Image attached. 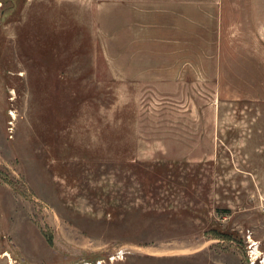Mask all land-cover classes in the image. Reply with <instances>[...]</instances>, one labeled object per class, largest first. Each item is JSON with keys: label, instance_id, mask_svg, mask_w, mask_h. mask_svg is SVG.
I'll use <instances>...</instances> for the list:
<instances>
[{"label": "rangeland", "instance_id": "374dc122", "mask_svg": "<svg viewBox=\"0 0 264 264\" xmlns=\"http://www.w3.org/2000/svg\"><path fill=\"white\" fill-rule=\"evenodd\" d=\"M264 0H0V264H263Z\"/></svg>", "mask_w": 264, "mask_h": 264}, {"label": "bare ground", "instance_id": "6f19581e", "mask_svg": "<svg viewBox=\"0 0 264 264\" xmlns=\"http://www.w3.org/2000/svg\"><path fill=\"white\" fill-rule=\"evenodd\" d=\"M263 264H264V262H263Z\"/></svg>", "mask_w": 264, "mask_h": 264}]
</instances>
